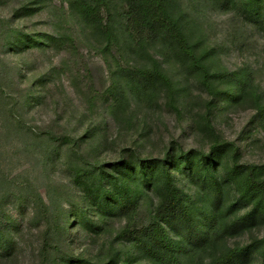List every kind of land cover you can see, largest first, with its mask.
<instances>
[{
    "label": "rangeland",
    "instance_id": "rangeland-1",
    "mask_svg": "<svg viewBox=\"0 0 264 264\" xmlns=\"http://www.w3.org/2000/svg\"><path fill=\"white\" fill-rule=\"evenodd\" d=\"M110 4L118 30L108 43L64 0H0V264H74L76 258L136 264L134 247L116 238L127 219L98 216L81 182L96 190L100 174L137 172L131 166L111 171L135 158L163 164L168 153L179 158L180 148H210L192 129L211 98L199 73L173 62L158 43L151 51L176 84L177 102L171 106L165 89L154 96L140 92L130 81L141 54L122 30L126 6ZM179 4L190 41L200 53L209 51L211 71L249 74L264 106V0ZM103 14L107 18L106 9ZM119 83L131 106L114 115L109 91ZM212 123L221 138L240 145L241 163H264V119L254 103L220 101ZM156 202L152 192L139 196L133 226L150 222ZM261 238L264 219L229 244Z\"/></svg>",
    "mask_w": 264,
    "mask_h": 264
},
{
    "label": "trees",
    "instance_id": "trees-1",
    "mask_svg": "<svg viewBox=\"0 0 264 264\" xmlns=\"http://www.w3.org/2000/svg\"><path fill=\"white\" fill-rule=\"evenodd\" d=\"M64 1L93 36L108 43L116 37L118 29L110 11L114 0ZM121 1L126 6L122 30L137 42L141 54V64L130 81L151 96L165 89L167 101L175 106L177 86L164 62L151 51L158 43L173 62L197 71L211 98L206 102L205 115L195 120L199 128L194 124L192 129H198L210 141V148L206 152L180 148L179 158L168 153L163 164H157V158H135L134 164H120L111 171L131 166L137 172L122 176L100 174L96 190L83 180L89 205L103 219L108 214L127 219L116 238L134 247L132 263L264 264V238L242 246L229 244V239L245 235L257 220L264 219V163H241L240 145L221 138L212 123L213 110L220 101L237 105L251 101L264 119V106L254 80L244 72L222 75L211 71L209 51L200 53L190 41L179 0ZM109 93L112 114L129 110V92L122 84H114ZM175 173H179V179ZM144 191L154 193L157 202L152 206L150 222L136 227L131 216ZM73 263L99 264L79 258Z\"/></svg>",
    "mask_w": 264,
    "mask_h": 264
}]
</instances>
